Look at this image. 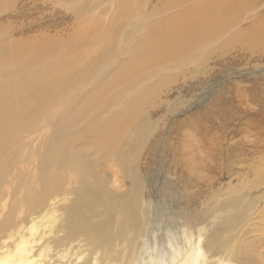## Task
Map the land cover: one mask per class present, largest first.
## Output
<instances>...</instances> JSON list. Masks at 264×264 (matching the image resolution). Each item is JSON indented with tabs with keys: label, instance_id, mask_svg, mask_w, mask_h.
<instances>
[{
	"label": "bare ground",
	"instance_id": "obj_1",
	"mask_svg": "<svg viewBox=\"0 0 264 264\" xmlns=\"http://www.w3.org/2000/svg\"><path fill=\"white\" fill-rule=\"evenodd\" d=\"M78 1L0 0V15L15 9L21 12L22 15L10 18L8 28L5 27L9 29L20 20H28L25 12L30 5L33 9L37 5ZM103 1H90L77 11L74 33L71 38L66 37L74 45L66 44L59 33L51 37L45 32L40 37L33 35L36 38L26 47L11 45L9 39H5L9 44L0 40V121L13 99L17 105L25 103L32 110L38 105L37 109L44 112L42 121L52 127L58 123L62 132L53 135L58 143L41 157L38 174H33L30 165L24 167L34 158L25 156L23 150L34 141L25 134L37 130L39 122L34 123L33 129L21 127V132L16 131L20 134H5L6 140L16 142L11 151L0 148V154L8 155L0 160V264H264L261 208H244L245 198L236 199L229 194L202 214L188 213L181 205L176 211L172 205H163L151 212L152 205L146 207L140 199L136 173L132 172L137 160L128 150L133 144L141 146L135 124L140 113L142 117L150 114L146 109L142 111L141 99L153 106L161 100L160 90L155 91L152 83H157L164 71L181 67L199 55L204 58L209 51H218L215 61L221 62L224 53L238 45L256 51L264 44V0H173L177 9L173 14L168 12L163 22L142 24L145 27L138 31L130 28L134 19L140 17L138 22L141 21V16L135 15L139 10L134 12L133 6L130 9L120 2L117 6L121 14L131 12L135 16L128 23L121 20L106 27L104 16L91 14V8ZM112 5L115 9L116 4ZM109 19L114 16L110 14ZM3 20L1 15L0 22ZM2 26L0 37L4 38L8 33ZM33 31L31 27L25 30ZM19 34L25 33L13 28L9 37ZM137 34L142 37L139 41ZM96 40H100L96 49L86 55L80 47L85 49ZM116 41L124 42L118 45ZM113 47L121 60L115 55L110 61L103 55H94ZM92 55L93 63L87 65ZM67 56L72 60L68 61ZM82 57L85 60L80 61ZM82 70H86L91 82L107 80L78 106L75 101L80 100L86 88L69 90L68 85ZM112 92L116 94L106 104ZM63 102L74 110L53 118L55 111L63 108ZM53 106L54 112L50 111ZM86 116L99 118L90 124L88 134L75 128L77 118ZM3 135L0 124V138ZM82 142L87 144L75 146ZM108 160L121 166L120 172L132 181L133 190L124 189L118 173L110 175L114 180L109 179V172L104 170ZM9 184L14 185L13 193L8 190ZM8 195L14 206L5 213V205L1 204ZM23 203L27 211L21 209ZM15 207H20L22 213H16Z\"/></svg>",
	"mask_w": 264,
	"mask_h": 264
},
{
	"label": "rangeland",
	"instance_id": "obj_2",
	"mask_svg": "<svg viewBox=\"0 0 264 264\" xmlns=\"http://www.w3.org/2000/svg\"><path fill=\"white\" fill-rule=\"evenodd\" d=\"M90 1L99 2L103 0H79L75 4L69 2L65 5L44 4L37 5L38 7L33 9H31L33 5H30L25 12L28 20H20L9 27L10 31L15 28V32L23 31L25 33L15 37H9L10 31L6 29L9 26L8 21L10 18H16L22 14L19 13L18 9H15L16 11L9 10L5 14H1L4 20L0 22V25L3 24L2 28L6 27L8 36L0 37V40L9 39L10 44L13 43L11 45L16 43L19 47H26L27 43L33 40L36 35L40 37L45 32L51 37L57 36L59 33L60 39L66 41V44H70L67 40L74 33L75 28L73 30L72 27L76 13L81 10L83 4H91ZM119 2L130 9L133 6L134 12L139 10L138 13L140 14L135 15L141 16V21L138 22L140 17L137 21L134 19L132 22L134 24L130 28L131 31H138L140 27L148 25V22H163L168 17V12L173 14V11L177 10L174 9L176 6L173 5V0H139V2L138 0H104L100 6L91 8V14L104 16L107 19L106 27L110 22L117 23L123 20L128 23L130 17L135 15H132L131 12L121 14L117 6ZM112 3L116 4L115 9H113ZM109 11L114 19H109ZM87 25L88 23H85L83 27L86 28ZM30 27L34 28V31L26 33L25 30ZM40 32L41 34H39ZM69 35L70 38L66 39ZM10 38H14V40L12 41ZM141 39L140 34H137V41ZM41 41L44 43L43 39ZM99 41H94V44L90 42L91 45L84 46L85 49L82 46L80 48L87 52L86 55H89L94 52L93 50L96 49ZM6 42L7 40H5ZM120 42L124 41H116L118 45ZM72 44L74 45L75 42L70 45ZM222 48L226 47L222 46ZM255 50H249L247 46L238 45L230 53H224L221 62L215 61L218 58V51H209L204 58L199 55L192 61L190 60L193 63L186 61L181 67L169 68L168 71H164L160 75L157 83H152V87L155 86V91L160 90L158 93L161 97L155 106L149 101L141 99L142 111L146 109L150 114L145 117L140 116L141 113L138 115L135 134L139 135L138 139L141 141V146L133 144L132 148H128V150L129 154L132 157L135 156L137 160V165L136 163L132 165V172L133 174L136 173L134 179L137 180L140 199L144 201L143 204L146 207L152 205L151 212L163 205H172L173 210L176 211L181 205L184 211L187 210L188 213L202 214L210 208H214L219 198L224 199L229 194H233L232 196H237L236 199H246H243L244 208L246 206L253 211L255 208H261L264 223V44ZM94 55H103L107 61H110V57L115 55V57L119 56L121 60L120 54L114 47L110 50L104 48ZM94 55L91 56V62L87 65L93 63ZM67 58L68 61L72 60L71 56H67ZM83 60H85L84 57L80 61ZM78 72L79 74H76L68 85V89L75 90L83 86L86 88V92L80 100L75 101V104L82 106L83 102L93 93H96L95 91L100 89L107 79L91 82V78L86 76V70ZM93 72L97 75L96 68ZM92 76L94 75L92 74ZM106 93H108L107 90ZM114 94L116 92L107 96L106 104L110 96ZM11 101L1 116V134L4 135L0 138V148H7L10 151L14 148L12 146L16 141L13 139L6 140L5 134H20L16 131L21 132V127L26 126L27 129L31 127L33 129L36 126L34 123L39 122L37 130L25 134L30 139H34L32 143L34 146L27 144L28 146L23 150V153H26L25 156L34 158L28 161L26 165L24 164V167L27 168V165H30L33 174H38L40 159L50 152L51 146L58 143L53 139V135L62 134L61 128L58 127V123L54 124L53 127L49 122L45 124L46 122L42 121L45 119L44 112L37 109L38 105L32 110L28 104L20 103L21 107L20 104L17 105L14 102L15 100L12 99ZM62 106L60 111H55L53 118L62 112L71 113L74 110L70 105L66 106L65 102L62 103ZM108 106L109 104L106 105V107ZM54 110L53 106L50 111L54 112ZM13 115L18 116L13 118ZM98 115L95 113V116ZM95 116L77 118L76 130L82 129L85 134H88L90 124L99 119ZM49 117L51 118V115ZM27 129L24 128L25 131H28ZM143 137H145L144 144L142 143ZM83 143L86 145L89 142L87 140V143L82 142L81 145L77 143L75 146L80 147L84 145ZM27 151L29 152L27 153ZM4 153L6 152L4 151ZM7 157V154H0V160ZM114 163L117 164V170H114V168L116 169ZM193 164L195 167H192ZM104 166V170L109 172L107 176L110 180L115 179L113 176L110 178V175L118 173L116 175L119 176V181L124 182V189L127 192L131 188L133 190L132 181L127 180L121 174V166L117 162L108 160L104 162ZM91 174H97V172ZM123 178L125 179L123 180ZM13 186L12 184L8 186V190H11L12 193L14 192ZM13 204L11 195H8L1 206L5 205L6 213L13 209ZM24 206L26 203L21 204V209L27 211V207ZM14 210L16 213H22L20 207H15Z\"/></svg>",
	"mask_w": 264,
	"mask_h": 264
}]
</instances>
